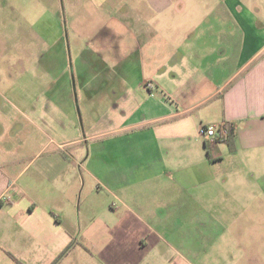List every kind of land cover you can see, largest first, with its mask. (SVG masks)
<instances>
[{"label":"crops","instance_id":"1","mask_svg":"<svg viewBox=\"0 0 264 264\" xmlns=\"http://www.w3.org/2000/svg\"><path fill=\"white\" fill-rule=\"evenodd\" d=\"M263 5L71 0L54 16L58 55L34 69L50 78L63 51L81 113L37 77L2 81L21 87L0 93V264H77L79 246L97 264H264ZM223 124L232 148L204 134Z\"/></svg>","mask_w":264,"mask_h":264},{"label":"rangeland","instance_id":"2","mask_svg":"<svg viewBox=\"0 0 264 264\" xmlns=\"http://www.w3.org/2000/svg\"><path fill=\"white\" fill-rule=\"evenodd\" d=\"M257 5L258 6L253 7L254 9L257 8L260 14L262 4ZM60 12H65L64 17L68 20V15L71 14V0H0V93L10 95L14 93L11 89L21 87L16 84L6 86L2 81L34 76L37 77L41 83H46L43 84L46 88V92L51 93V97L56 100V102L58 100L60 101L63 112L70 114L76 109L77 113L80 114V105L78 109L72 99L74 98L73 93L69 89L72 85L71 81L67 82V78L68 76L69 78L71 77L72 72H70L71 68L67 67L68 57L66 60L63 51V59L56 57V67H54V65H49L50 69H47L51 72L50 78L47 73L43 71V66L41 67V65H39L38 68L34 69V65L43 53L47 52L51 57L58 55L57 51L59 45H57L54 40L58 32H54L53 17L60 14ZM83 13L85 12H80V14ZM39 18H44L48 21V25L50 24L51 27L50 32L40 31L44 29L45 23H43V21L37 23L36 20ZM66 33L68 34L69 32ZM70 35L73 47L78 45V40L81 44V40L75 36L74 32H70ZM77 36H79V32ZM48 40L51 42V45L47 42ZM66 42L68 45V40H66ZM45 45L51 46V50L46 49L47 46ZM73 51H76V48H73ZM45 64L47 65V63ZM58 66H60L59 73H56L54 76V70L58 71ZM40 87L41 86L37 83H29L24 86L26 89L25 92H28L30 96H36L40 91ZM92 87L95 88L96 86L94 85ZM105 92L109 94L110 89L108 88ZM91 93L94 94L99 92L98 90H92ZM57 94H59L60 98L55 97ZM8 99L11 103L6 102L4 110L14 112L15 109L12 106L13 104L21 109L13 95L8 96ZM19 118L20 116L14 118V124H23V121L19 120ZM25 142L28 141L25 139L20 141L23 145ZM22 148L25 147L23 146ZM77 260V264H97L92 261L91 257H89L87 251L82 246H79L77 251ZM258 263L260 264V262ZM258 263L255 262L254 264ZM61 264H70V262L62 261Z\"/></svg>","mask_w":264,"mask_h":264},{"label":"trees","instance_id":"3","mask_svg":"<svg viewBox=\"0 0 264 264\" xmlns=\"http://www.w3.org/2000/svg\"><path fill=\"white\" fill-rule=\"evenodd\" d=\"M219 132H220L219 140L226 141L228 145L232 148V145L234 143V136H235L234 127L229 124H223L220 126ZM208 147L210 148L211 146L208 145Z\"/></svg>","mask_w":264,"mask_h":264},{"label":"built area","instance_id":"4","mask_svg":"<svg viewBox=\"0 0 264 264\" xmlns=\"http://www.w3.org/2000/svg\"><path fill=\"white\" fill-rule=\"evenodd\" d=\"M219 130H220V126L219 127L210 126L208 128H205L204 134L209 138L211 142H215L216 140L219 139L220 136Z\"/></svg>","mask_w":264,"mask_h":264}]
</instances>
